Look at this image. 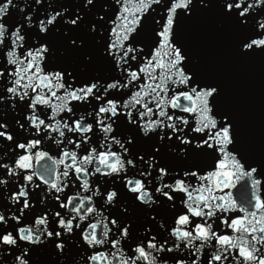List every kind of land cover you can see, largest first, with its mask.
<instances>
[{
    "label": "snow or ice",
    "instance_id": "snow-or-ice-1",
    "mask_svg": "<svg viewBox=\"0 0 264 264\" xmlns=\"http://www.w3.org/2000/svg\"><path fill=\"white\" fill-rule=\"evenodd\" d=\"M0 264H264V0H0Z\"/></svg>",
    "mask_w": 264,
    "mask_h": 264
},
{
    "label": "water",
    "instance_id": "water-1",
    "mask_svg": "<svg viewBox=\"0 0 264 264\" xmlns=\"http://www.w3.org/2000/svg\"><path fill=\"white\" fill-rule=\"evenodd\" d=\"M241 73L246 79V86L253 98L258 97L259 92V70L258 69H241Z\"/></svg>",
    "mask_w": 264,
    "mask_h": 264
}]
</instances>
